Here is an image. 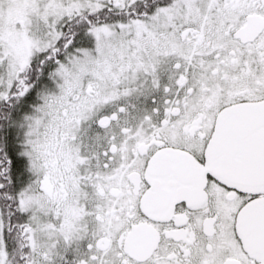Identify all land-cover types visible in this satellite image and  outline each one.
Wrapping results in <instances>:
<instances>
[{
    "label": "snow or ice",
    "instance_id": "obj_1",
    "mask_svg": "<svg viewBox=\"0 0 264 264\" xmlns=\"http://www.w3.org/2000/svg\"><path fill=\"white\" fill-rule=\"evenodd\" d=\"M0 264H264V0H0Z\"/></svg>",
    "mask_w": 264,
    "mask_h": 264
}]
</instances>
